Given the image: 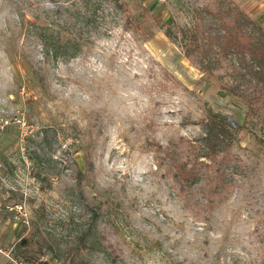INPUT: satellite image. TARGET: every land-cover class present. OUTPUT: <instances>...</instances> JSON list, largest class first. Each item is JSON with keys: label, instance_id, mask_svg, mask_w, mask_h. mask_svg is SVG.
<instances>
[{"label": "rangeland", "instance_id": "374dc122", "mask_svg": "<svg viewBox=\"0 0 264 264\" xmlns=\"http://www.w3.org/2000/svg\"><path fill=\"white\" fill-rule=\"evenodd\" d=\"M214 1L0 0V264H264V117L182 48ZM223 1L264 30V0ZM210 112L239 170L193 214L149 142Z\"/></svg>", "mask_w": 264, "mask_h": 264}, {"label": "trees", "instance_id": "16d2710c", "mask_svg": "<svg viewBox=\"0 0 264 264\" xmlns=\"http://www.w3.org/2000/svg\"><path fill=\"white\" fill-rule=\"evenodd\" d=\"M180 32L184 57L203 74L214 76L227 70L234 83L230 93L247 105L246 121L264 117V30L260 25L238 7L215 0L212 7L198 10L192 28ZM165 34L176 41L170 28ZM45 49L51 51L47 45ZM195 124L202 134L194 140L179 137L165 146L152 141L149 146L158 167L172 179L183 207L202 214L227 200L239 166L231 154L232 134L216 115L210 112Z\"/></svg>", "mask_w": 264, "mask_h": 264}]
</instances>
